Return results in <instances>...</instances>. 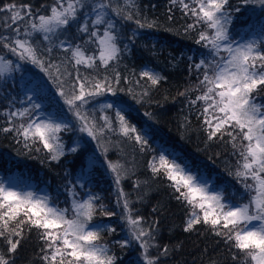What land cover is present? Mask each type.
Masks as SVG:
<instances>
[{"label": "snow or ice", "instance_id": "1", "mask_svg": "<svg viewBox=\"0 0 264 264\" xmlns=\"http://www.w3.org/2000/svg\"><path fill=\"white\" fill-rule=\"evenodd\" d=\"M242 2L264 5V0ZM170 3L192 19L185 32L200 29L196 43L208 50V58L191 66L196 70L197 84L180 95L188 96L189 91L198 93L189 99V104L196 106L200 102L198 118L209 141L228 138L225 142L237 157L236 169L230 174L242 186L247 200L226 201L223 192L213 190L204 177L163 153L154 156L149 167L154 176L163 175L170 182L169 187L177 194L175 198L188 208L186 232L198 224L207 225L223 239L234 261L264 264V104L256 102L258 94L264 91V40L238 44L230 38L232 11H239L232 8L230 0H170ZM0 13L5 14L0 17V26L7 33L0 34V76L15 70L9 56L39 67L57 81V91L78 121L80 132L98 143L107 133L119 134L139 145L140 151L146 150L148 141L125 119L122 108L111 103L101 105L100 111L105 113L99 117L101 124L96 109L89 111L87 107L97 97L106 93L115 95L119 90L116 87L121 82L119 72L111 77L98 75L100 68L108 69L118 62L122 52L113 15L134 21L141 29L156 26L155 21L137 18L139 9L135 0H124L122 5L114 4L113 0H51L38 9L30 3L10 0L0 6ZM74 25L79 43H73V38L65 35ZM62 36L65 38L61 39ZM57 49L64 54L59 60L51 58ZM19 66L15 64V68ZM81 68L97 75L82 72ZM140 76L146 77L152 86L165 79L151 69L142 71ZM142 95H148L147 90ZM38 108L40 105L33 103L30 108L6 113L9 127L0 131L22 137L26 148L42 145L52 160L59 161L66 155L61 133L71 128L52 118H32ZM108 109L115 112V125L107 115ZM14 118H20L21 122L17 124ZM76 151V147L68 148V152ZM108 169L116 186L119 213L99 203V196L88 193L81 198L75 185L67 188L69 207H60L48 195L18 191L0 183V239L7 245V254L0 251V264H13L8 254L16 252L24 225L29 230H38L44 244L41 249L44 264H116L115 254L110 253L107 243L101 242L102 233H114L116 228L103 221L93 223L98 213L106 217L118 215L126 227L127 237L116 241L117 244L123 248L135 242L142 250L143 264H159L160 256L167 255L169 249L164 246L159 255L151 254V249L158 248L154 243L157 222L147 224L121 187L128 178L126 166L109 161Z\"/></svg>", "mask_w": 264, "mask_h": 264}, {"label": "trees", "instance_id": "2", "mask_svg": "<svg viewBox=\"0 0 264 264\" xmlns=\"http://www.w3.org/2000/svg\"><path fill=\"white\" fill-rule=\"evenodd\" d=\"M9 2L0 0V6ZM16 2L30 3L38 9L42 4L51 3V0ZM113 3L122 5L124 0H113ZM135 3L139 9L137 18L155 21L156 26L141 29L134 21L113 15L122 52L118 62H113L108 69L100 68L98 75L111 77L119 72L121 82L116 86L119 90L115 95L106 93L97 97L87 107L89 111L96 109L95 115L101 124L103 121L99 117L105 114L100 111L101 105L111 103L122 108L128 119L149 135L146 150L140 151L139 145L119 134L107 133L98 143L87 133L80 132L78 121L57 91V81L39 67L9 56L14 61L15 70L0 76V129L9 127L6 113L40 103L45 110L70 119L68 125L71 131L61 133L66 155L59 161L52 160L42 145L26 148L22 137L14 132L0 131V171L16 173L25 180L46 186L62 207L69 205V186L75 185L81 197L87 189H93L100 197L99 203L119 213L116 186L108 169L109 161H119L128 171V178L122 181L121 187L130 195L136 213L144 217L147 224L157 222L154 243L158 248L151 249V254L159 255L164 246L169 249L167 255L160 256L159 264H239V261L232 259V252L223 239L214 235L207 225L201 223L192 231L184 230L188 208L175 198L177 194L169 187L170 182L163 175L154 176L149 167L154 156L167 152L194 169L216 176L229 194L243 190L234 175L230 174L236 169L237 157L233 155L231 145L225 142L228 138L209 141L198 118L200 102L196 106L189 104V99H194L198 93L189 91L188 96L180 95L198 82L196 70L191 66L208 58V50L196 43L200 29L185 32L186 25L192 23V19L184 16L170 0H135ZM230 4L239 11H232L229 33L235 37L255 28L260 34L259 41L264 40V25L260 23L264 22V5L254 2L245 4L242 0H230ZM4 15L0 13V17ZM0 34H7L2 26ZM65 35L73 38V43L80 42L75 25ZM63 55L62 50L57 49L51 58L59 60ZM95 55L98 56V51ZM17 63L19 68H15ZM146 68L165 79L159 85L152 86L146 77L140 76ZM81 71L97 75L92 70L81 68ZM29 87L34 90L37 103L29 99ZM145 90L148 92L146 96L142 95ZM256 102L264 104V91L258 94ZM37 110L32 118H36ZM106 111L115 125L114 110ZM14 120L17 124L21 122L20 118ZM181 142L183 146L179 148ZM69 147H76L77 151L68 152ZM37 148L40 150L37 151ZM137 184L139 187H136ZM97 221L116 228L114 233H102L101 241L107 243L110 253L117 257L116 264H143L142 250L137 243L123 248L116 243L127 237V229L118 215L106 217L98 213L93 222ZM43 247L38 230H29L28 225H24L23 238L16 252L8 255L13 264H44L41 259ZM0 251L7 254L3 239H0Z\"/></svg>", "mask_w": 264, "mask_h": 264}, {"label": "rangeland", "instance_id": "3", "mask_svg": "<svg viewBox=\"0 0 264 264\" xmlns=\"http://www.w3.org/2000/svg\"><path fill=\"white\" fill-rule=\"evenodd\" d=\"M232 17H233V15H232ZM229 29H230V27H229ZM230 38L232 40H234L238 44H243V43H246V42H249V41H253V40L259 41L260 34L258 32L256 33V29L255 28H252V30L250 32L245 33V34H241V35H237L235 37H233V35L230 34ZM148 69L149 68H146L145 70H148ZM152 71H154V70H152ZM7 73L8 72H5V74H7ZM28 92H29V94L31 96V101L37 103V98L35 96L34 90L31 87H29L28 88ZM37 104L40 105V108H38V110H37L36 118L37 117H39L41 119L52 118V119L56 120L57 122H63V123H67V124L70 121V119H68L67 117H60V116H57L52 111L45 110L44 107L40 103H37ZM122 115L125 116V119L129 122V124L134 125L138 129V131L145 137L146 140L149 138V135L147 133H145L142 130H139L137 125L134 122H131L128 119V117L126 116L125 112H122ZM65 150H66V146H65ZM161 153L169 156L170 159H173V158L176 159L177 163H181V164L187 165L194 173L204 177L208 181L209 185L213 188V190L222 191L223 192L226 201L230 200L233 203L246 202L247 195L244 192V190H242L240 192H237V193H234V194H229L226 191L225 186L221 182H219V180L213 174H210V173H208V172H206L204 170L202 171V170H199V169H194L188 163L182 162L179 159H177L176 157H173V156L169 155L168 153H165V152H161ZM0 183H2L5 187H12V188H14V189H16L18 191H32V192L37 193L38 195H48L52 199L53 202L57 203L56 200H54V198L52 197L49 188H47L44 185L42 186V185L38 184L35 181L25 180L24 178H21L16 173L7 174L5 172L0 171ZM88 193L97 196L96 192H94L93 189H87L85 195L82 196L81 198H86V194H88ZM60 207H62V206H60ZM66 207H69V205L66 206ZM93 223H96V222H93Z\"/></svg>", "mask_w": 264, "mask_h": 264}, {"label": "bare ground", "instance_id": "4", "mask_svg": "<svg viewBox=\"0 0 264 264\" xmlns=\"http://www.w3.org/2000/svg\"><path fill=\"white\" fill-rule=\"evenodd\" d=\"M260 23H262L263 25H264V22H260ZM251 31V30H250ZM258 32V30H256V33ZM248 33V32H247ZM141 130H143L144 131V129H141ZM145 132V131H144ZM146 133V132H145ZM182 146H183V143L181 142V145L179 146V148H182ZM175 152H177L178 153V151H175ZM171 156H173V155H171Z\"/></svg>", "mask_w": 264, "mask_h": 264}]
</instances>
